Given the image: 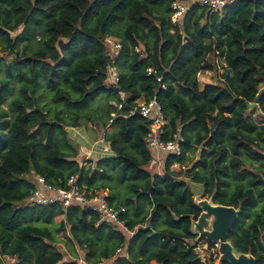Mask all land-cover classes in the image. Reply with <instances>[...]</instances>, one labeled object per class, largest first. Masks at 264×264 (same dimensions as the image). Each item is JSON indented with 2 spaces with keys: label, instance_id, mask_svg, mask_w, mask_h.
Returning a JSON list of instances; mask_svg holds the SVG:
<instances>
[{
  "label": "trees",
  "instance_id": "obj_1",
  "mask_svg": "<svg viewBox=\"0 0 264 264\" xmlns=\"http://www.w3.org/2000/svg\"><path fill=\"white\" fill-rule=\"evenodd\" d=\"M174 2L0 0V264H78L66 262L55 246L65 230L87 264H201L195 249L208 242L193 245L191 227L202 211L176 178L205 185L224 204L221 145L228 139L234 148L239 133L255 130L244 114L264 71V0H239L221 15L196 6L178 26L171 20ZM109 37L122 44L116 67L127 101L121 110L119 91L105 86ZM217 58L224 59L225 86L202 87L198 75L217 71ZM13 83L18 96L8 101ZM155 97L167 121L162 139L177 135L182 151L167 156L164 176L148 170L150 123L129 114L139 100ZM100 98L114 105L91 111ZM88 124L103 130L91 139H103L113 153L94 167L92 161L81 166L79 145L68 134ZM200 148L192 169L171 171L188 167ZM32 173L60 188L76 175L92 195L108 192L110 204L126 208L122 218L133 236L97 226V214L79 207H25L35 189L26 178ZM230 239L235 244L233 234ZM120 248L125 257H117Z\"/></svg>",
  "mask_w": 264,
  "mask_h": 264
},
{
  "label": "built area",
  "instance_id": "obj_2",
  "mask_svg": "<svg viewBox=\"0 0 264 264\" xmlns=\"http://www.w3.org/2000/svg\"><path fill=\"white\" fill-rule=\"evenodd\" d=\"M239 0H175L172 5L171 20L174 26L182 25L187 13L193 7H200L209 14H222L224 10L235 5ZM107 56L109 58V65L107 67L106 89L118 90L121 103L117 105L121 110L125 107L127 101V94L120 89V75L116 67V61L121 54L122 44L121 41L114 37H109L106 40ZM136 52H140L136 49ZM3 57V52L0 48V59ZM152 69H148V74H152ZM136 113L140 114L144 119L150 123V134L146 139L147 147L153 155V160L150 164L152 169L159 173L153 175L164 176L166 161H158L155 157L158 154L180 156L181 143L180 137L175 136V140L171 142L163 141L162 137L165 135L167 121L163 114V109L158 103L156 97L150 101L139 100L135 108L129 110L131 116ZM104 144V140L101 141ZM105 145V144H104ZM82 167L86 165L81 163ZM149 166V167H150ZM164 166V169L162 168ZM173 167H178L177 173L186 172V166L179 164ZM171 168L175 172L176 169ZM174 169V170H173ZM162 173V174H161ZM26 178L34 185L35 189L24 202L25 207L33 206H59L65 211L72 207H79L81 209L96 213L99 221L97 226L102 224L111 227L113 230L123 233H128L130 237L134 233L129 232L126 228L125 221L122 216L126 213V208L121 205H113L108 202L106 197L108 192L103 194L92 195L84 190L78 184V176L73 175L69 178L67 188L55 187L46 182L43 177L34 173L27 175ZM219 243H200L195 252L201 264H213L219 260ZM117 257H125L126 251L124 248L117 250Z\"/></svg>",
  "mask_w": 264,
  "mask_h": 264
},
{
  "label": "flooded vegetation",
  "instance_id": "obj_3",
  "mask_svg": "<svg viewBox=\"0 0 264 264\" xmlns=\"http://www.w3.org/2000/svg\"><path fill=\"white\" fill-rule=\"evenodd\" d=\"M216 63L221 72H217V80H220L218 84L225 86L226 81L222 78L225 71L224 59L218 58ZM258 79L260 81L258 93L253 102L247 103L244 114L246 120H251L249 122L254 125L255 130L251 133L246 131L243 134L239 133L234 148L230 146L228 139H225L221 145L223 149L219 152L222 178L220 197L224 204H216L202 184L204 196L212 200L215 206L239 211L228 238L236 258L234 260L238 264H264V95L261 96L264 92V71ZM260 96L261 99L258 101ZM256 114L262 116V121L259 122L254 118ZM201 152L202 148L197 152L199 158L195 160L197 154L193 157L188 170L200 160ZM231 234L236 239L235 244L230 239ZM218 251L220 258V245ZM220 264L232 263L227 261Z\"/></svg>",
  "mask_w": 264,
  "mask_h": 264
},
{
  "label": "rangeland",
  "instance_id": "obj_4",
  "mask_svg": "<svg viewBox=\"0 0 264 264\" xmlns=\"http://www.w3.org/2000/svg\"><path fill=\"white\" fill-rule=\"evenodd\" d=\"M22 30H23V28L12 33L13 38H16L22 32ZM23 49H24V45L22 44L19 46V52L22 53ZM216 60L218 61V58ZM219 67H220V65H219ZM217 72L221 73L220 69H218V71L206 72V73H203L201 75L199 74L198 79H199L200 85L203 87L206 84H218V83H220V80H217V76H218ZM13 84H14L13 95L9 98L8 101H10V100H12L18 96V84L17 83H13ZM47 100H48V98L44 99V101H47ZM107 104L114 105L113 102H107L105 100V98H100L97 101L92 103V108L90 110L94 111L97 107H104ZM4 107L6 108V106H4ZM89 113H90V111H89ZM254 118L259 122L262 121V116L260 114L254 115ZM107 129L111 130L110 128H107ZM91 133H93L95 136H98V138H99L102 136L103 130L100 129V127L92 126L91 124H88L87 128L86 127H82V128H78V129L68 128L69 136L72 138V140H74L77 143V145H79V153H80L79 162L80 163H83V162L86 163L85 167H88V161H92V165L94 166L95 162H97L100 159L107 157V156H102L101 154H94L92 157L93 160H85L87 158L86 153H88L90 151L89 150V148H90L89 138L90 139L92 138ZM94 150L96 152L103 153V155H105L108 151L106 148V145H104V144L100 148L99 147H97V149L94 148ZM198 158H199V153H197V155L195 156V160ZM186 169H188V167H186ZM183 171L184 170L182 169V173H183ZM183 176L186 177L185 175H183ZM199 194H200V192H199ZM199 194L198 193L195 194V198H197V195H199ZM201 200L206 201V202H211V200L208 199L207 197H205L203 194L201 196ZM119 202L120 201H117L116 203H119ZM145 207H148V205H145ZM207 221H208V224L204 228L205 231H209L211 228L210 227L211 226L210 225L211 218H207ZM126 235L128 237H130V235L128 233H126ZM70 239L71 238H70L69 232H67L66 230L62 231L58 235V241L55 245L56 248L64 255L66 262L78 261V264H87L84 261V251L80 250L77 246L75 248H73ZM233 256L235 258L234 254H233ZM6 264H13V261L10 259H7ZM213 264H220V262L215 261Z\"/></svg>",
  "mask_w": 264,
  "mask_h": 264
},
{
  "label": "water",
  "instance_id": "obj_5",
  "mask_svg": "<svg viewBox=\"0 0 264 264\" xmlns=\"http://www.w3.org/2000/svg\"><path fill=\"white\" fill-rule=\"evenodd\" d=\"M263 95L264 92L261 96ZM261 96L258 98V101L261 99ZM176 181L184 183L190 188L191 192L194 195L195 204L202 211L200 217L197 220L192 219L191 231L192 234L196 236V239L191 241V243L193 245H196L198 242L203 240L211 244L219 243L221 257L219 258L218 262L229 261L232 264H238L234 260V256L228 238L231 228L235 225L237 221V213L239 211L236 212L233 209L215 206L212 200L211 202L201 200L202 194L204 195L203 186L194 183L188 177H179L176 178ZM197 193L199 195H197V198H195V194ZM207 218H211V228L209 231L204 230V228L208 224Z\"/></svg>",
  "mask_w": 264,
  "mask_h": 264
},
{
  "label": "crops",
  "instance_id": "obj_6",
  "mask_svg": "<svg viewBox=\"0 0 264 264\" xmlns=\"http://www.w3.org/2000/svg\"><path fill=\"white\" fill-rule=\"evenodd\" d=\"M101 141H103V139H101V140H99V141H93L92 139H90L89 138V143H90V148H89V152L88 153H86V155H87V158L85 159V160H93V155L94 154H101L102 156H107V157H109V156H113V153H112V151L110 150V148H109V146L105 143V141H104V144L106 145V148H107V153L105 154V155H103V153H100V152H96L95 150H94V148L95 149H97V147H102V143H101ZM110 153V154H109ZM158 161H161L162 162V160H163V163H164V161H166V155H164V154H158V155H156V157H155ZM96 163V162H95ZM82 164H84V165H86V163H82ZM90 164H88V166H89ZM93 166V165H92ZM94 166H95V164H94ZM93 166V167H94ZM153 167L152 166H150L149 168H148V170L152 173V174H154V173H159L158 171H155V169H152ZM163 169H164V166L162 167ZM174 169H176V168H178V167H173ZM173 169V170H174ZM175 172L177 173V169L175 170ZM185 173V172H184ZM162 174V173H161ZM63 221H65V217L64 216H62V217H59V218H57L56 220H55V223L56 224H59V223H61V222H63Z\"/></svg>",
  "mask_w": 264,
  "mask_h": 264
}]
</instances>
